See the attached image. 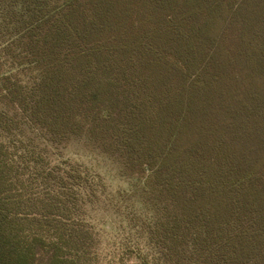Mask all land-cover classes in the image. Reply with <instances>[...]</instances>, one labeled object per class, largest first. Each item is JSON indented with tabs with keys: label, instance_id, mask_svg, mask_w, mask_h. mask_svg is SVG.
I'll return each instance as SVG.
<instances>
[{
	"label": "trees",
	"instance_id": "1",
	"mask_svg": "<svg viewBox=\"0 0 264 264\" xmlns=\"http://www.w3.org/2000/svg\"><path fill=\"white\" fill-rule=\"evenodd\" d=\"M57 2L0 0V139L27 123L142 178L139 264H264V0ZM92 194L0 140V264H94Z\"/></svg>",
	"mask_w": 264,
	"mask_h": 264
},
{
	"label": "rangeland",
	"instance_id": "2",
	"mask_svg": "<svg viewBox=\"0 0 264 264\" xmlns=\"http://www.w3.org/2000/svg\"><path fill=\"white\" fill-rule=\"evenodd\" d=\"M7 38L0 27V47ZM20 128L21 132L3 134L0 140L21 173L34 177L41 171L64 176L65 169L72 167L92 185L93 196L90 201L85 197L86 203L80 209L86 208L85 221L93 236L92 263L139 264L142 255H156L144 227L154 220L159 205L143 186L142 178L123 171L119 163L84 140L51 144L42 131L27 123L21 122ZM56 186L38 181L28 189L43 193ZM81 191L84 194L83 188Z\"/></svg>",
	"mask_w": 264,
	"mask_h": 264
}]
</instances>
